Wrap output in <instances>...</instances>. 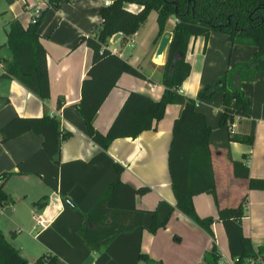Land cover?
I'll return each instance as SVG.
<instances>
[{
  "label": "crops",
  "instance_id": "0c3cea01",
  "mask_svg": "<svg viewBox=\"0 0 264 264\" xmlns=\"http://www.w3.org/2000/svg\"><path fill=\"white\" fill-rule=\"evenodd\" d=\"M37 4L38 0H0V31L5 35L0 37V129L15 117H41L48 113L56 115L61 129L71 136L61 143L59 164L46 154L42 135L26 132L5 143L0 141V174L11 173L3 190L12 202L0 206V230L6 240L29 264L48 253L57 256V264H140L142 252L151 259L148 264H205L204 256L214 241L222 259L231 261L228 237L221 222L212 225L213 238L178 209L155 234L148 230L152 218L147 214L141 227L118 235L101 253L90 250L79 229L84 215L115 179L117 164L123 167L120 178L124 183L149 188V192L137 196L138 208L153 211L161 201L176 206L169 152L181 106L169 104L155 129L134 139H115L107 149L100 147L88 136L75 105L81 100L82 82L92 61L91 49L81 40L100 27L99 11L106 5L105 0H70L61 2L57 9L48 8L39 28L50 81L47 101L18 80L3 77L1 62L10 57L3 46L9 22L19 19L27 26ZM47 7L41 6L42 10ZM126 8L132 12L141 9L135 4H127ZM176 22L171 18L165 32H171ZM158 32L157 13L152 11L146 23L129 39L133 41L130 49L125 48L129 42L122 44V36L116 42L110 40L108 48L139 68L147 79L128 73L119 77L94 120L99 132H108L131 92L149 95L155 101L162 98L165 88L160 68L166 56L155 58L161 40L160 37L155 41ZM255 53V46L233 45L222 32H211L207 39L192 37L185 55L191 71L181 93L197 98L229 65L250 60ZM241 88L249 98L250 111L249 114L243 109L237 111L232 131L253 136V145L231 141L229 130L220 126L222 93L197 104L212 129L210 143L218 204L212 194L202 193L194 197V207L201 218H217L218 205L237 206L247 196L242 232L256 251L262 249L264 255V190H250L247 179L234 177L232 165L234 161L246 162L243 157L246 154L250 176L264 179V70L256 73L254 79L243 81ZM40 217L46 220L44 227L37 225Z\"/></svg>",
  "mask_w": 264,
  "mask_h": 264
},
{
  "label": "trees",
  "instance_id": "16d2710c",
  "mask_svg": "<svg viewBox=\"0 0 264 264\" xmlns=\"http://www.w3.org/2000/svg\"><path fill=\"white\" fill-rule=\"evenodd\" d=\"M70 0H48V7L41 15L24 26L19 19L9 22L7 39L3 45L10 57L1 60L3 77L14 78L28 90L47 101L50 98V81L47 68V55L40 41L39 28L49 7L58 8L61 2ZM99 14L100 27L92 35L84 37L92 51L91 65L82 82L81 100L75 108L84 120L88 136L100 147L107 149L118 138H136L142 132L155 129L165 116L169 104L181 106V112L174 122L173 139L169 152L171 185L176 197V206L166 201L159 202L153 211L140 209L136 205L137 196L149 192L148 187L134 188L124 183L120 174L123 167L116 165L117 175L94 206L84 215L79 235L95 253L104 251L118 235L129 233L141 227L147 214L152 221L149 231L155 234L164 228L174 211L178 209L213 238L212 225L223 224L230 246L231 258L235 264H242L247 258L263 254L256 249L250 238L242 232V219L247 215V196L237 206L220 208L218 217L201 218L194 207V197L210 193L218 204L212 148V129L204 113L197 109L199 101H210L217 93H222V111L219 124L229 130L231 141L254 144L251 135L241 136L232 131L236 113L243 109L250 111L249 98L241 88L243 81L254 79L256 73L264 70V0H109ZM127 4L141 7L137 12L126 8ZM152 11L157 13L159 32L156 42L167 29L171 18L177 20L173 28L165 64L160 68L161 84L165 90L159 101L149 95L131 92L119 111L108 132L103 134L94 127V120L105 99L116 86L119 77L128 73L141 79L147 76L139 68L115 54L108 48L110 40L122 33V44L138 32L146 23ZM228 35L233 45H253L254 57L247 61L229 65L222 76L214 83L205 86L197 98L181 93V86L190 74L191 66L185 55L192 37L206 39L211 32ZM179 54H182L180 56ZM61 103V100L59 101ZM26 132L42 135L43 148L55 164L60 162L61 143L71 136L61 129L56 115L45 113L41 117H15L0 129V141L5 143ZM244 161L233 162L235 178L247 179L250 190H264V179L250 176L247 155ZM11 173L0 174V206L12 202L3 190V184ZM73 207L72 202L68 201ZM151 259L146 253L139 254L140 264H148ZM221 254L214 241L212 249L204 256L205 264H221ZM56 255L48 253L32 264H57ZM0 264H29L12 246L0 230ZM150 264V263H149Z\"/></svg>",
  "mask_w": 264,
  "mask_h": 264
},
{
  "label": "built area",
  "instance_id": "2783aa9c",
  "mask_svg": "<svg viewBox=\"0 0 264 264\" xmlns=\"http://www.w3.org/2000/svg\"><path fill=\"white\" fill-rule=\"evenodd\" d=\"M48 0H38L37 6L32 10V21H35L42 12L41 6L48 5ZM105 4L108 5L110 4L109 0H105ZM37 225L44 227L46 225V220L43 218H38L37 219ZM221 264H235V261L231 258L230 260H221ZM242 264H264V255L263 254H257L255 257L252 258H247Z\"/></svg>",
  "mask_w": 264,
  "mask_h": 264
},
{
  "label": "water",
  "instance_id": "95a60500",
  "mask_svg": "<svg viewBox=\"0 0 264 264\" xmlns=\"http://www.w3.org/2000/svg\"><path fill=\"white\" fill-rule=\"evenodd\" d=\"M121 36H122V33H117L116 35H114L113 42H116L119 38H121ZM171 39H172V33L164 32V34L161 37L156 54H155L156 59H162L166 56L167 49H168L169 43L171 42ZM179 55L182 56V54H179Z\"/></svg>",
  "mask_w": 264,
  "mask_h": 264
},
{
  "label": "rangeland",
  "instance_id": "374dc122",
  "mask_svg": "<svg viewBox=\"0 0 264 264\" xmlns=\"http://www.w3.org/2000/svg\"><path fill=\"white\" fill-rule=\"evenodd\" d=\"M3 36H5L4 35V32L3 31H0V37H3ZM131 45H133V41L132 40L125 46V48L126 49H130ZM13 233H15V232H13Z\"/></svg>",
  "mask_w": 264,
  "mask_h": 264
}]
</instances>
